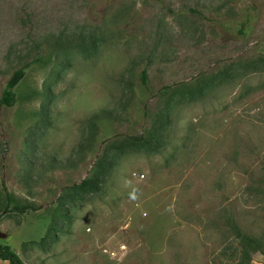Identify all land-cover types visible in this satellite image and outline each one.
Returning a JSON list of instances; mask_svg holds the SVG:
<instances>
[{
    "label": "rangeland",
    "instance_id": "374dc122",
    "mask_svg": "<svg viewBox=\"0 0 264 264\" xmlns=\"http://www.w3.org/2000/svg\"><path fill=\"white\" fill-rule=\"evenodd\" d=\"M19 67L0 242L26 264H264V0H0V96ZM98 168L100 191L73 186ZM7 191L33 207L5 210Z\"/></svg>",
    "mask_w": 264,
    "mask_h": 264
},
{
    "label": "trees",
    "instance_id": "16d2710c",
    "mask_svg": "<svg viewBox=\"0 0 264 264\" xmlns=\"http://www.w3.org/2000/svg\"><path fill=\"white\" fill-rule=\"evenodd\" d=\"M256 13L249 11L247 9H242L239 13V18L235 19L234 25L229 28H234L241 35H247L251 29L253 28V22L256 19ZM227 21H222L223 24L229 25L226 23ZM100 37L94 35V33H89L88 35L80 34H72L65 36H58L53 41V48L60 49L63 47H75V48H87L90 45L93 46L97 42H99ZM26 74L25 67H19L15 69L10 77L8 78L5 87L2 90V94L0 96V104L5 106H12L18 101V93L16 87L19 85L21 80L24 78ZM217 76H222L221 78H226L228 76L227 70L220 71V73H212V75L202 79L200 82L191 85L183 89V95H187L190 98H195L200 95L203 90L210 84L215 82ZM141 80L143 84H147L148 77L146 70H142L141 72ZM168 86L165 85L159 89V92L166 93L168 90ZM154 138L153 131H150L147 135H134L132 139L134 141L141 142L143 144H152V139ZM103 176L102 169L98 168L94 171V173L88 177L82 178L79 182H75L73 186L81 191H90V192H98L101 189V178ZM7 203L5 210H17L19 212H25L28 208L33 207L31 205L23 204L20 205L17 203L11 194L7 191ZM0 259L6 260L11 264H26L20 255L15 252L9 244H4L0 242Z\"/></svg>",
    "mask_w": 264,
    "mask_h": 264
},
{
    "label": "built area",
    "instance_id": "2783aa9c",
    "mask_svg": "<svg viewBox=\"0 0 264 264\" xmlns=\"http://www.w3.org/2000/svg\"><path fill=\"white\" fill-rule=\"evenodd\" d=\"M124 248H125L124 245H122V246L120 247V249H119L120 252L123 251ZM103 250H104L105 252L109 253L110 255H112V257H114V258H116V257L118 256V254H119V250H118V251H112L111 249L106 248V247H104Z\"/></svg>",
    "mask_w": 264,
    "mask_h": 264
},
{
    "label": "crops",
    "instance_id": "0c3cea01",
    "mask_svg": "<svg viewBox=\"0 0 264 264\" xmlns=\"http://www.w3.org/2000/svg\"><path fill=\"white\" fill-rule=\"evenodd\" d=\"M0 264H11V263H9V262L6 261V260H2V259H0Z\"/></svg>",
    "mask_w": 264,
    "mask_h": 264
}]
</instances>
